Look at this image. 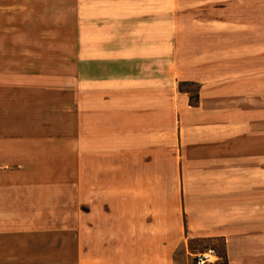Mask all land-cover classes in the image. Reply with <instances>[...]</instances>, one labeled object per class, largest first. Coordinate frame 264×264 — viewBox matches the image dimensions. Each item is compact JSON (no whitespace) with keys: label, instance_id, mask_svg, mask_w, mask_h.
<instances>
[{"label":"rangeland","instance_id":"374dc122","mask_svg":"<svg viewBox=\"0 0 264 264\" xmlns=\"http://www.w3.org/2000/svg\"><path fill=\"white\" fill-rule=\"evenodd\" d=\"M31 51L34 56L21 58L23 66L30 61L47 63L52 65L49 73L84 82L88 108L100 112L89 117L87 128L88 134L104 140L105 184L121 187L123 177L135 173L136 207L130 219L167 223L168 239L174 244L168 264H190L194 254L207 249L223 256L222 242L192 234L208 214L204 204L209 181L198 177L253 170L258 174L233 180L231 187L264 190V163L251 162L264 158V139L257 140L263 146L241 153L243 163H209L208 150L197 148L201 140L185 131L179 118L191 123L188 107L199 84L243 77L258 81L264 76V0H0V62L6 59L12 68L19 52ZM37 69L35 65L29 70ZM15 81L0 78V95L8 97L7 83L12 86ZM254 87L264 90V78ZM17 122L33 129L40 119L23 116ZM66 123L78 138V116ZM127 136L130 158L129 145L122 140ZM251 138L255 141V136ZM116 153L120 158H114ZM127 198L115 194L111 204L102 203V210L126 200L119 216L127 215ZM255 200L246 202L264 204V196ZM104 230L105 246L110 247L111 229ZM56 242L55 252L61 258L24 264H80L74 235ZM155 251L153 261L160 257ZM104 255L115 259L110 248ZM115 262L120 264L122 257ZM220 264L228 263L223 259Z\"/></svg>","mask_w":264,"mask_h":264},{"label":"crops","instance_id":"0c3cea01","mask_svg":"<svg viewBox=\"0 0 264 264\" xmlns=\"http://www.w3.org/2000/svg\"><path fill=\"white\" fill-rule=\"evenodd\" d=\"M27 54L34 56L32 51L19 52L12 68L6 59L0 62V78L16 80L15 85L7 83L8 97L0 95V264L59 259L56 240L73 235L80 264H116L119 256L120 264H168L174 244L169 242L167 223L130 219L136 207L135 173L124 176L121 187L105 184L104 140L88 134L87 128L89 117L100 112L88 108L82 93L84 82L49 73L52 65L47 63L30 61L23 66L21 58ZM35 65L36 71L29 70ZM256 78L199 84L194 103L188 107L191 123L180 113L185 131L201 140L197 148L208 150L209 163H243L244 150L263 146L257 140L264 139V90L255 91L253 86L260 85L264 76ZM239 86L247 89L240 91ZM23 116L39 118V125L33 129L23 126L17 122ZM73 116L79 118L78 138L67 128L66 121ZM57 117L59 122L53 120ZM127 137L122 140L129 145L130 158ZM115 142L119 144L120 137ZM120 156L114 154V158ZM251 162L262 164L264 158ZM256 174L253 170H223L198 177L209 181L204 204L208 214L192 234L222 242L228 264H264V204L246 202L264 196V190L231 187L233 180ZM67 180L72 183L66 185ZM115 194L128 197L129 202L131 196L127 215L119 216L126 200L107 212L102 210V203L111 204ZM105 228L111 229L110 247L105 246ZM108 248L115 259L104 257ZM153 251L160 253L158 260H152Z\"/></svg>","mask_w":264,"mask_h":264},{"label":"built area","instance_id":"2783aa9c","mask_svg":"<svg viewBox=\"0 0 264 264\" xmlns=\"http://www.w3.org/2000/svg\"><path fill=\"white\" fill-rule=\"evenodd\" d=\"M221 260L214 249H207L194 254L192 264H219Z\"/></svg>","mask_w":264,"mask_h":264},{"label":"trees","instance_id":"16d2710c","mask_svg":"<svg viewBox=\"0 0 264 264\" xmlns=\"http://www.w3.org/2000/svg\"><path fill=\"white\" fill-rule=\"evenodd\" d=\"M223 244V243H222ZM223 248H224V244H223ZM219 257L223 260H225L226 259V256H225V250H224V255L223 256H221V255H219ZM222 260H221V262H222ZM220 264V263H219Z\"/></svg>","mask_w":264,"mask_h":264}]
</instances>
